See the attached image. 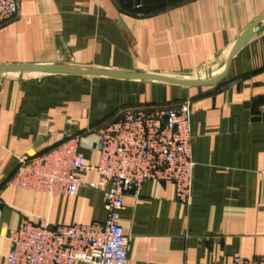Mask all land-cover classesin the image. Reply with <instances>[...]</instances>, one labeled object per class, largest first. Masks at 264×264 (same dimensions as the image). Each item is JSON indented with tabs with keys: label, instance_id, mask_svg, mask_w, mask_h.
<instances>
[{
	"label": "crops",
	"instance_id": "crops-1",
	"mask_svg": "<svg viewBox=\"0 0 264 264\" xmlns=\"http://www.w3.org/2000/svg\"><path fill=\"white\" fill-rule=\"evenodd\" d=\"M0 25V63H41L208 79L264 0H18ZM191 102L196 162L191 203L171 181L127 193L119 220L128 264H232L264 258V31L234 56L215 85L40 72H0V264L23 218L89 224L106 218L102 181L80 173L77 193L51 195L10 184L18 157L80 135L89 167L98 128L124 107ZM41 139L39 147L35 145ZM97 182L99 188L89 184ZM89 264V263H80Z\"/></svg>",
	"mask_w": 264,
	"mask_h": 264
},
{
	"label": "built area",
	"instance_id": "built-area-1",
	"mask_svg": "<svg viewBox=\"0 0 264 264\" xmlns=\"http://www.w3.org/2000/svg\"><path fill=\"white\" fill-rule=\"evenodd\" d=\"M18 15V0H0V25ZM98 140L100 157L93 167L85 164L78 134L37 154L18 157L10 184L51 195H75L83 185L80 173L94 170L103 184L106 218L57 225L44 217L37 222L23 218L8 232L6 264H128L130 236L119 220L127 193L139 199L147 181H171L177 199L191 203L196 162L189 100L124 107L98 128ZM89 186L99 188L97 182ZM232 264H264V258L237 256Z\"/></svg>",
	"mask_w": 264,
	"mask_h": 264
},
{
	"label": "water",
	"instance_id": "water-1",
	"mask_svg": "<svg viewBox=\"0 0 264 264\" xmlns=\"http://www.w3.org/2000/svg\"><path fill=\"white\" fill-rule=\"evenodd\" d=\"M264 31V14L258 17L253 23H251L237 38L233 47L231 48L226 60L221 65L222 72L218 75L208 79H197L180 77L176 75L164 74V73H149V72H132V71H120L114 69H106L101 67H72L57 64H41V63H0V72H40L49 74H65V75H91V76H103L119 79H134V80H148L164 82L182 86H203V85H215L224 79L226 76L230 63L234 56L241 50V48L247 45L252 38ZM42 144L41 139L35 145L39 147ZM39 153L38 151H27L24 154L34 155Z\"/></svg>",
	"mask_w": 264,
	"mask_h": 264
}]
</instances>
